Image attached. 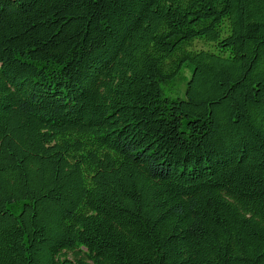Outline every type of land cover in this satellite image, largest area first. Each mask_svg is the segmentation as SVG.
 I'll use <instances>...</instances> for the list:
<instances>
[{
  "label": "trees",
  "instance_id": "trees-1",
  "mask_svg": "<svg viewBox=\"0 0 264 264\" xmlns=\"http://www.w3.org/2000/svg\"><path fill=\"white\" fill-rule=\"evenodd\" d=\"M0 264H264V0H0Z\"/></svg>",
  "mask_w": 264,
  "mask_h": 264
},
{
  "label": "rangeland",
  "instance_id": "rangeland-1",
  "mask_svg": "<svg viewBox=\"0 0 264 264\" xmlns=\"http://www.w3.org/2000/svg\"><path fill=\"white\" fill-rule=\"evenodd\" d=\"M198 47L202 46V43L197 42ZM192 74V65L187 64L182 68L181 73L173 80H169L161 84L163 93L169 98L185 99V88L187 82Z\"/></svg>",
  "mask_w": 264,
  "mask_h": 264
}]
</instances>
